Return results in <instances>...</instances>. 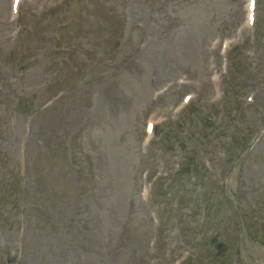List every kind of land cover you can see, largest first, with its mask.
Segmentation results:
<instances>
[{
    "label": "rangeland",
    "instance_id": "374dc122",
    "mask_svg": "<svg viewBox=\"0 0 264 264\" xmlns=\"http://www.w3.org/2000/svg\"><path fill=\"white\" fill-rule=\"evenodd\" d=\"M10 1L0 0V219L20 224L2 231L5 225L0 223V254L2 247H9L12 257H20L19 264H172L173 259H163L162 251L172 239L170 231L176 229L177 244L179 235L197 245L202 241L203 253L209 248L216 253L214 259H222L230 254L224 240L230 231L236 238L241 215L245 234L234 264H264L259 240L264 237V137L240 157L228 179L226 197L213 182L206 186L205 200L216 210L200 230L196 205L184 207L196 198L193 186L186 185L184 205L177 210L166 199L144 204L135 178L144 167L155 166V155H140L139 140L148 119L174 116L170 106L174 92L160 95L158 89L182 75H195L196 92H205L204 43L215 32H233L240 17L239 0L183 1L179 11L186 30L170 52L178 56L176 60L158 47L163 31L160 22L147 21L140 27L150 44L142 55L136 44L143 34L135 26L130 38L122 42L119 9L114 7V20L112 8L104 2L64 0L56 6L55 0H42L44 5L37 6L35 0H25L18 25L29 29L18 32V25L11 22ZM128 18L135 23L133 14ZM259 18L264 27V0L259 2ZM112 36L114 42L109 41ZM57 38L69 51L55 53ZM189 38L191 50L186 52L184 42ZM260 46L264 50V39ZM253 85L247 84L243 94ZM254 90L263 113L264 87ZM49 99L53 103L41 109ZM211 114L212 123L214 111ZM255 114L257 109L251 120ZM236 119L244 121L235 123L237 130L252 129L255 123L245 114ZM219 123L215 121L216 126ZM223 144L230 146V140ZM225 148L217 143L212 146L220 149L219 154ZM218 155L202 153L211 165ZM17 163L26 166L23 182L30 204L26 203L20 221L8 214ZM184 182L173 178L163 185L170 184V190L177 193ZM161 193L163 197L165 192ZM236 202L241 211L235 210ZM156 211L170 228L157 227L156 253L152 254L149 240L155 233L152 214Z\"/></svg>",
    "mask_w": 264,
    "mask_h": 264
},
{
    "label": "bare ground",
    "instance_id": "6f19581e",
    "mask_svg": "<svg viewBox=\"0 0 264 264\" xmlns=\"http://www.w3.org/2000/svg\"><path fill=\"white\" fill-rule=\"evenodd\" d=\"M191 38L189 39H186L185 42H184V48L187 50V51H190L191 50Z\"/></svg>",
    "mask_w": 264,
    "mask_h": 264
}]
</instances>
